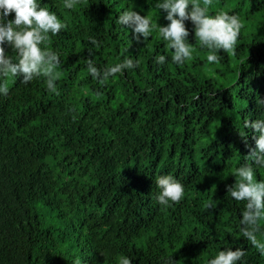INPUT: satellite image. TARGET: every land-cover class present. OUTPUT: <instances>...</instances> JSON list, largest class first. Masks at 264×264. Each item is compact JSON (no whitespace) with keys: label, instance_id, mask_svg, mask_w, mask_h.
I'll return each mask as SVG.
<instances>
[{"label":"trees","instance_id":"trees-1","mask_svg":"<svg viewBox=\"0 0 264 264\" xmlns=\"http://www.w3.org/2000/svg\"><path fill=\"white\" fill-rule=\"evenodd\" d=\"M155 2L78 0L68 9L41 0L68 25L48 45L61 54V75L58 93L44 77L5 78L0 264H118L122 254L133 264H207L226 246L245 249L243 264H264L239 230L244 202L228 192L233 170L256 146L245 121L264 117V0H213L211 13L240 14L236 51L208 61L189 20L196 47L183 65L155 32L136 41L117 19L135 8L168 23ZM158 54L168 60L157 63ZM89 55L98 66L125 55L139 64L101 84L88 71ZM162 173L185 186L169 206L155 198Z\"/></svg>","mask_w":264,"mask_h":264},{"label":"clouds","instance_id":"clouds-1","mask_svg":"<svg viewBox=\"0 0 264 264\" xmlns=\"http://www.w3.org/2000/svg\"><path fill=\"white\" fill-rule=\"evenodd\" d=\"M77 3L78 0H63L64 7L68 9ZM212 3L213 0H156L155 8L166 12V24L153 22L151 15L141 14L135 8H125L117 19L121 25L131 29L136 41L147 40L155 32L156 37L165 41L166 47L172 50L171 61L178 65L190 61L194 55L196 42L189 39L190 29L186 24L191 20L199 46L208 50L207 60L219 63L220 50L235 53L243 21L237 12L221 9L211 13ZM12 13L14 17L9 18ZM67 27L66 20L51 8L42 6L41 0H0V94L9 92L5 79L8 76L22 77L25 83L35 77H44L47 89L58 93L61 54L48 45L55 34ZM88 39L100 46L95 37ZM5 44L11 47V54L6 51ZM167 60L166 54L155 56L159 64ZM86 63L92 77L104 84L117 73L135 68L139 60L125 55L118 62L98 66L89 55ZM245 127L255 129L256 146L251 148L245 162L233 170L235 183L228 185V192L237 201L244 202L238 222L240 232L264 255V178H257V169L264 167V117L245 121ZM241 135L247 136L245 132ZM155 182L159 188L155 198L162 206L178 202L185 195L184 184L171 173L160 174ZM217 203V200H210L207 207H215ZM244 256L245 249L226 246L212 255L207 264H243ZM74 264H81V261L77 259ZM118 264H133V257L122 254Z\"/></svg>","mask_w":264,"mask_h":264}]
</instances>
